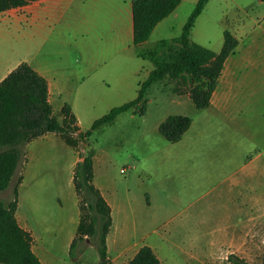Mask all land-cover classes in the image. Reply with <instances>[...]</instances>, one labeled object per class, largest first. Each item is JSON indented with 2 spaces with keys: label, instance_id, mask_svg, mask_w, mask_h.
<instances>
[{
  "label": "rangeland",
  "instance_id": "obj_1",
  "mask_svg": "<svg viewBox=\"0 0 264 264\" xmlns=\"http://www.w3.org/2000/svg\"><path fill=\"white\" fill-rule=\"evenodd\" d=\"M197 1L180 0L145 44L108 55L107 65L89 84L75 89L80 94L54 98V117L61 122L67 104L79 131L86 133L111 109L133 101L151 70L138 54L179 37ZM225 31L238 45L224 64L211 107L196 110L187 85L166 78L148 90L143 116L123 113L76 148L48 134L30 144L29 161L24 147L21 165L0 201H11L28 162L21 204L37 225L55 224L64 206L71 207V193L79 205L74 168L91 153L96 181L113 208L112 236L122 229L137 246L142 241L155 246L162 264H232L230 256L264 264V0H207L189 41L218 54ZM63 40L60 58L68 65L71 49ZM171 115L192 120L176 144L158 133L159 124ZM71 232L57 223L55 264H99L89 240L79 245L80 253L75 250V259L68 257L69 247L61 243ZM224 237L234 238V245L220 248ZM115 247L120 248V240ZM134 252L124 257L111 253L109 264H127Z\"/></svg>",
  "mask_w": 264,
  "mask_h": 264
},
{
  "label": "trees",
  "instance_id": "obj_2",
  "mask_svg": "<svg viewBox=\"0 0 264 264\" xmlns=\"http://www.w3.org/2000/svg\"><path fill=\"white\" fill-rule=\"evenodd\" d=\"M36 1L39 0H0V13ZM179 4L180 0H131L133 45L147 42L155 27L169 17ZM206 4L207 0L197 1L179 37L170 41L161 40L153 49L138 54L139 59L151 65V70L139 85L136 98L111 109L96 120L86 133L79 131L69 105L65 104L61 109V122L54 117L46 81L30 66L22 63L9 73L0 82V193L13 182L23 159L24 147L28 144L52 134L61 136L68 147L76 148L79 142L87 141L92 132L100 131L123 113L143 116L148 90L166 78L182 80L187 85L188 97L196 110L208 109L224 64L233 55L238 41L225 31L218 54L189 41ZM191 123L189 117L171 115L159 124L158 133L168 143L176 144ZM93 179V155L90 153L82 156V161L74 168L72 184L79 198L80 216L68 255L75 259V250L80 253L79 245L89 240L97 250L99 264H109L106 239L112 227L111 209ZM22 180V176L16 179L11 201H0V264H41L31 250L30 235L18 226L15 219L18 187ZM227 260L232 264H246L233 256ZM127 264H160V261L152 249L144 245Z\"/></svg>",
  "mask_w": 264,
  "mask_h": 264
},
{
  "label": "crops",
  "instance_id": "obj_3",
  "mask_svg": "<svg viewBox=\"0 0 264 264\" xmlns=\"http://www.w3.org/2000/svg\"><path fill=\"white\" fill-rule=\"evenodd\" d=\"M169 17L160 22L153 33L161 28ZM132 32L131 0H39L21 8L2 12L0 13V82L20 64L26 63L46 81L50 104L54 98L60 100L69 94L78 95L80 93L75 89L89 84L90 77L107 65L108 55L127 51L130 44L133 45ZM63 38L67 39V45L71 49L67 59L68 65H62L63 61L60 58L59 46L64 43ZM101 83L106 85L105 81ZM30 144L26 146L28 161L31 154ZM27 165L28 162L24 166L23 180L18 187L15 219L18 226L30 235L31 250L40 263L55 264L51 256L54 248L59 244L55 238L56 225L62 221L69 231L72 230L71 236L61 243L62 248L70 247L79 223L78 202L71 193L70 199L73 203L70 208L64 206L61 210L62 218L55 220L56 225L54 223L37 225L33 221L31 211L21 204V189L25 181ZM93 173V183L111 209L113 226V208L103 194L102 184L96 181L94 158ZM255 208L256 205L253 206L254 210ZM117 231L113 236L112 233L107 236L108 256L113 253L115 257H124L134 250L133 258L137 251L146 245L152 249L162 264L155 246L144 244L143 241L141 246H137L127 231L124 232L122 229L120 232L119 229ZM119 240L120 248L113 249ZM234 242V238L229 240L224 237L219 246L220 248L233 246Z\"/></svg>",
  "mask_w": 264,
  "mask_h": 264
}]
</instances>
